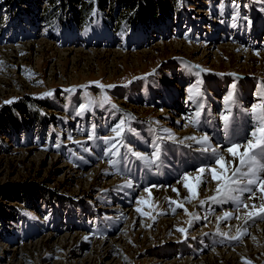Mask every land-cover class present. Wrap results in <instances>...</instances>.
<instances>
[{
	"label": "rangeland",
	"instance_id": "1",
	"mask_svg": "<svg viewBox=\"0 0 264 264\" xmlns=\"http://www.w3.org/2000/svg\"><path fill=\"white\" fill-rule=\"evenodd\" d=\"M64 1L24 0L19 7L17 0H0V264H264V232L252 235L264 220L257 217L255 222L245 223L248 211H258L264 205V194L257 192L259 200L251 201L246 200L248 194L243 195L237 210L234 202L212 206L208 197L216 194V188L203 197L206 187L202 186L201 194L191 198L183 180L174 184L183 171L193 174L194 169L212 164L211 154L196 152L203 145L183 139L202 136L185 124L192 114H186L188 108L208 104L206 98L199 99L204 83L212 79L216 89L219 82L228 86L231 79L237 86L242 78L264 81V63L260 65L261 58L254 55L264 51L242 46L246 39L251 40L244 23L251 21L252 25L255 18L239 15V11L247 14L249 10L264 20V0H235V5L232 0H155L156 5L165 3L163 11L157 7L161 20H148L139 27L127 24L131 11L122 7L117 10L122 18L113 23L109 9L101 11L94 5L97 0L87 1L93 8L88 12L85 8V18L78 23L73 19L76 9L69 2L62 4ZM234 15L235 22L230 19ZM142 28L150 29L132 40L124 39ZM72 32L78 37L82 33L83 39L95 36L96 41L80 37L83 43L73 37L75 44L69 43ZM6 35L5 40L2 36ZM98 35L110 36L95 39ZM142 38L140 43L134 42ZM233 47L236 51L231 52ZM204 49L209 53H203ZM236 55L243 59L236 61ZM247 55L256 59L250 67L245 64ZM196 65L199 67H191ZM190 80L194 83L188 84ZM197 80L202 84L197 86ZM95 82L114 86L103 90L110 103L103 108L97 103L78 114L87 96L97 102L101 99L102 90ZM212 86L208 94L216 95ZM46 92L53 95L45 96ZM9 100L13 103H5ZM7 110L11 118L4 113ZM121 119L126 120L124 127L131 129L124 141L137 135L142 154L151 158L152 142L162 144L160 170L144 164L142 173L133 174L130 163L134 156L128 157V167L118 163L111 168L79 153L93 125L98 136H114L109 128ZM145 127L154 132L137 133ZM164 129L176 142L166 137ZM243 139L244 135L239 140ZM233 141L236 139L230 143ZM91 142L94 148L100 142L99 152L107 147L102 139ZM217 146L218 140L212 139L210 150ZM219 147L218 154L231 160L222 144ZM196 160L201 165L195 167ZM188 164L193 169H186ZM160 171L171 185L163 186L158 180ZM137 176L143 181L133 183L130 196L132 189L122 186ZM137 182L144 185L141 190ZM173 186L182 187L188 199L177 196ZM33 188L39 189L35 195L29 193ZM165 190L171 194L160 199L152 195ZM137 198L148 203L138 204ZM171 200L183 202L184 207L176 209ZM223 211L232 213L233 218L223 219ZM237 211L243 214L239 220ZM177 228L187 232L181 234ZM218 232L227 233V237ZM238 235L239 240L230 239Z\"/></svg>",
	"mask_w": 264,
	"mask_h": 264
},
{
	"label": "snow or ice",
	"instance_id": "2",
	"mask_svg": "<svg viewBox=\"0 0 264 264\" xmlns=\"http://www.w3.org/2000/svg\"><path fill=\"white\" fill-rule=\"evenodd\" d=\"M233 4L235 5V0H232ZM221 9L223 11V4H221ZM233 20H235L237 17L234 15ZM251 21H249V25H251ZM255 55H259V53H254ZM191 67H199L191 66ZM201 71H205L204 69H201ZM98 87L102 90L101 99L99 102H97L94 98H92L90 95L86 97V103H81L79 105V112L78 114H83L84 112L88 111L91 107L97 105L103 108L105 104L110 103V99L108 96L103 95V90L105 88H112L114 86L112 85H102L99 82H95ZM202 84V81L197 80L196 85ZM237 84L231 85V91L228 92V95L225 97V101L235 100V93L237 89ZM192 88L189 89V92H192ZM65 92H72L74 89H64ZM45 96H52V92H46L44 93ZM201 97L203 95L202 91L199 94ZM189 99H193V97L190 95ZM5 103L11 104L13 103L12 100L6 101ZM111 108L116 109L115 104L110 105ZM204 108V105L202 103H197V110L191 114V117L186 118L188 119V123L185 124V127H187L189 124H191L193 127H198L201 123L200 117L202 115V110ZM257 108L260 109L259 113H257ZM230 111V109H228ZM246 113L250 112V115L252 117V120L254 121L250 134L248 136H245L243 140H236L231 142L224 150L229 154V156L232 158L231 160H228L224 157L222 154H218L217 149H212L211 156H212V164L208 166H201L195 169V172L199 173L200 175H196L193 179L192 173H185L181 179L183 180V187L187 190L189 193V197L191 198H197L199 195V189L202 184L205 183V173L210 171L211 177L213 181L217 182V187L215 190V195L208 197V200H210L213 204H223L227 203L229 201L234 202L237 204V210H239V206L242 201V197L244 193H247V199L254 200L256 197V193L259 192L261 194H264V103H261L259 105L253 104L250 108V110L246 109ZM221 120L224 122V131L227 134L228 129L230 127V116H221ZM126 124V120L121 119L118 123L115 125L110 126L109 131H111L114 136H98L96 132V125L92 126V131L88 134V140L92 141L93 139H102L104 141V144L107 146L104 149V155L105 156H111L115 157V159H109L108 163L111 167H116L118 163L122 161L124 163L125 167L129 166V159L128 155L129 153L131 156L136 157L138 160L142 161L146 167H150L152 165H155L159 167L160 160L162 153L164 151L162 144L157 143L156 141L152 142L151 147L153 148V151L150 154H142L140 151H135L131 146H128L126 142H124V136L125 133L128 131H131V129L125 128L124 125ZM166 133V137L168 139H171L172 141L176 142V138L168 129L163 130ZM159 140L165 139V137H158ZM184 139L193 141L196 144L203 145V147L197 148V151L200 152H208V144L210 141V137L207 134H204L202 136H188ZM115 141V142H114ZM179 143H183V140L179 141ZM119 144V146H118ZM59 146V144H57ZM125 147L127 148L126 152H121L120 148ZM115 149V151H113ZM85 151H88L87 148L84 149ZM234 161H238V164H235ZM214 165V166H213ZM219 170V174H218ZM177 183H180V180H177ZM126 188L133 187L132 181L127 180L126 183L122 186ZM144 191L150 193L149 188H145ZM172 191L177 193V196H179V192L177 188L172 187ZM185 199H188L187 197ZM136 203L138 204H147V201H142L141 199L137 198ZM170 204H175V208H183V202H177L175 200H171ZM205 204L204 200L200 201V205L203 206ZM243 207L245 209L249 208V205L247 203L243 204ZM256 205L253 204L252 208L255 209ZM136 212H141L140 208L135 209ZM173 212H175V209H173ZM185 213L187 214V209H185ZM259 218L261 220H264V205H262L258 211H248L247 212V220L248 221L255 222V218ZM231 213L230 212H224L223 219H230ZM195 219H199V217H195ZM222 219L221 217H217V220L219 221ZM237 220L240 219L239 216L236 217ZM181 234H185L187 232V229L184 228H177L176 229ZM247 233V229H244V233ZM218 235H222L227 237V233H221L218 232ZM87 239V237H85ZM231 240H239L240 236H232L230 237ZM253 240L256 238L253 236ZM244 264H251L250 261H244Z\"/></svg>",
	"mask_w": 264,
	"mask_h": 264
},
{
	"label": "trees",
	"instance_id": "3",
	"mask_svg": "<svg viewBox=\"0 0 264 264\" xmlns=\"http://www.w3.org/2000/svg\"><path fill=\"white\" fill-rule=\"evenodd\" d=\"M24 0H17V5L19 7L22 6ZM88 0H66L64 2H62V4H64L65 2H69L72 7L76 10H74V14H73V19H75L76 22L81 23V21L83 22V20L85 18L84 12L83 10L85 8H87V12L89 9H92L93 6H89V3H87ZM155 0H97L94 5H96L101 11H104L107 9L110 10V12L113 14L111 16V20H113V23L117 24L120 19L122 18L121 14H117L118 13V9L120 7H122L125 10H130L129 12L131 13V18L138 24L134 23V21L129 18L127 19V24H135L133 27H139L142 24H145L148 20H150L151 23L153 22H157L158 19V15H159V9L157 7L160 8V11H163L162 7L165 6L164 1L154 4ZM7 2V1H6ZM75 5L78 6L77 8H75ZM140 8V11H138V9ZM166 8V7H165ZM168 11V10H166ZM140 12V13H138ZM165 14L163 15V18H165ZM116 15V16H115ZM129 15V14H128ZM127 15V16H128ZM36 18V15L32 16V20L35 21L34 19ZM43 18H47V16L44 14ZM126 18V17H125ZM141 19H146L144 21H141ZM161 19H158V21ZM75 22V23H76ZM150 29V28H149ZM149 29H144L142 28L141 30H138L136 33L134 32L133 34H130L127 37H124L125 40H132L134 39V37L138 36L140 32H145ZM111 35V34H110ZM107 35V36H110ZM17 107V106H16ZM19 109V107H18ZM4 113L7 115L8 117H10V113H8V110ZM36 188V187H35ZM33 188L29 193L32 195H35L36 193H38L39 189H35Z\"/></svg>",
	"mask_w": 264,
	"mask_h": 264
},
{
	"label": "bare ground",
	"instance_id": "4",
	"mask_svg": "<svg viewBox=\"0 0 264 264\" xmlns=\"http://www.w3.org/2000/svg\"><path fill=\"white\" fill-rule=\"evenodd\" d=\"M213 20H214V18H213ZM263 30H264V26H263ZM260 34V33H259ZM258 35V34H257ZM249 36H250V38L252 39V36L249 34ZM259 36V35H258ZM211 41H213V39L211 40ZM253 42H255V41H253ZM214 46V45H213ZM209 48V47H208ZM220 48V47H219ZM205 50L206 49H204V51H203V53H209L208 51H206L205 52ZM223 49L221 48V51H222ZM211 51V50H210ZM221 51H219L218 53H221ZM224 51V53H225V50H223ZM233 51H236L235 50V48L233 47L232 49H231V52H233ZM239 51V50H238ZM262 51V50H261ZM227 53V52H226ZM241 54H243L242 52H240ZM261 54V53H260ZM255 55L257 58H261V61H259L260 62V65H262V63H264V54H261V55ZM235 59H236V61H240L241 59H243V58H241V57H243V55H241V56H239V55H236V56H233ZM229 58V57H228ZM232 58V57H231ZM245 58H246V62H245V64H247L248 63V65H249V67L250 66H252V65H254L255 63H256V59L254 58V57H251V56H249V55H247V56H245ZM258 62V61H257ZM246 66V65H245ZM250 69V68H249ZM184 122V120H182V123ZM196 136V135H195ZM245 136H248V135H246V133L244 134V138H245ZM183 137V136H182ZM220 138V137H219ZM218 138V139H219ZM184 139V138H183ZM146 143V142H145ZM220 144H222V147L223 148H226L225 147V144L224 143H222V142H220L219 140H218V146H217V148H220L219 146H220ZM208 148H209V151L208 152H200V151H196V152H200V153H204V154H211V151L212 150H210V148H211V140L209 141V144H208ZM217 148H215V149H217ZM175 149H177V148H175ZM199 155V154H198ZM224 155V154H223ZM225 156V155H224ZM209 157V156H208ZM207 157V158H208ZM226 158V157H225ZM113 159H115V158H113ZM227 159V158H226ZM185 161V160H184ZM194 162V161H193ZM194 165H195V167L196 166H198V165H201V163H199V161L198 160H196L195 161V163H194ZM185 167H187L186 169H193V166L192 165H184ZM203 166H206V164H204ZM182 167V166H181ZM194 171H195V169H194ZM178 172V171H177ZM184 172L185 171H183L181 174H182V176L184 175ZM189 173V172H188ZM191 173V172H190ZM172 174V176H174V174L173 173H171ZM196 175H200L199 173H197V172H195V173H193V179H194V177L196 176ZM116 176V175H115ZM181 176V177H182ZM118 176H116V178H117ZM209 178H211V173H209V171L208 172H206L205 173V183L204 184H202L201 185V187L200 188H203V187H206V192L205 193H202V195L201 196H203V197H208V196H210L213 192H212V189L213 188H216V186H217V182L216 181H213L212 180V178H211V181L209 180ZM181 179V178H180ZM179 179V180H180ZM130 180V179H129ZM138 180H142V177H136L135 179H131V181H132V184L135 182V181H138ZM158 180L159 181H161L163 184V186H169V185H171L172 184V181H167L166 179H165V177L163 176V174H158ZM143 181V180H142ZM182 181V179L180 180V183H182L181 182ZM160 182V183H161ZM211 183H213V184H211ZM174 184H176V185H179V183H177V181L174 183ZM161 185V186H162ZM137 186H139V189L141 190L142 189V187L144 186V185H142V183H138L137 182ZM203 186V187H202ZM151 187H154V186H152L151 185ZM174 187V186H173ZM163 188V187H162ZM175 188H177V190H178V192H179V197H182L183 195H184V193H183V188L181 187L180 188V186H175ZM131 189H132V187H131ZM152 189V188H151ZM172 189V188H171ZM139 190V191H140ZM156 190V189H155ZM139 191H137V192H135V194H138V192ZM132 192H133V189L131 190V192H130V196H131V194H132ZM199 192H201L200 190H199ZM148 193V192H147ZM135 194L132 196V197H134L135 196ZM170 194H171V192H170ZM169 194V191H155V192H153L152 193V195H153V197H157V199H160V198H162V197H165V195H170ZM201 194V193H200ZM199 194V195H200ZM262 196H263V194H262ZM244 197V196H243ZM183 199H185V195L182 197ZM182 200V199H181ZM246 200H248V201H251V200H249V199H246ZM254 200H259V198L258 197H255V199ZM125 202H126V200H125ZM195 204V203H194ZM193 203H192V205H194ZM224 212V211H223ZM229 212V211H228ZM222 213V212H221ZM232 214V213H231ZM235 215H236V217L237 216H242L243 214L241 213V211H237L236 213H235ZM235 217V216H234ZM231 218H233V216L231 215ZM216 220V219H215ZM237 220V219H236ZM226 221V220H225ZM264 232V225H259V226H257L255 229H253V234L252 235H254V233H263Z\"/></svg>",
	"mask_w": 264,
	"mask_h": 264
}]
</instances>
